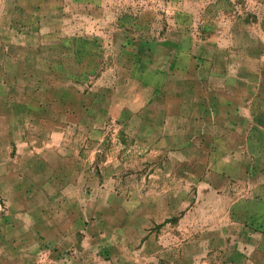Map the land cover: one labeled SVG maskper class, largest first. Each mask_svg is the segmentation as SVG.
I'll use <instances>...</instances> for the list:
<instances>
[{"label": "rangeland", "instance_id": "1", "mask_svg": "<svg viewBox=\"0 0 264 264\" xmlns=\"http://www.w3.org/2000/svg\"><path fill=\"white\" fill-rule=\"evenodd\" d=\"M219 38L235 39L229 71L201 57L202 42ZM169 83L184 90L187 115L201 85H249L251 153L231 162L199 138L173 140L171 148L149 137ZM55 133L61 206L75 240L56 258L43 248L37 264H244L246 229L264 227V0H2L6 244L14 220L5 185L11 179L38 194L43 170L27 168L24 150L37 152ZM243 164L254 175L249 187ZM71 169L76 183L67 188Z\"/></svg>", "mask_w": 264, "mask_h": 264}, {"label": "crops", "instance_id": "2", "mask_svg": "<svg viewBox=\"0 0 264 264\" xmlns=\"http://www.w3.org/2000/svg\"><path fill=\"white\" fill-rule=\"evenodd\" d=\"M230 39V41L226 39L228 44H225V38H221L220 41L214 40L213 44L203 41L205 50L201 57L216 62L221 61L229 71L235 62L234 53H236L234 52L235 39ZM242 48L243 52L248 50L247 46L243 45ZM260 86L259 82L257 93L260 91ZM218 87L201 85V95L199 99L198 97L194 99L195 113L187 115L185 110L188 101L184 96V90L169 83L162 102L163 114L155 115L153 122L148 121L151 123L147 133L149 137L163 139L171 148L173 140L199 138L204 146L208 147L210 142L220 156L228 155L231 162L234 160L233 156L237 154L251 153L250 140L253 137L254 117L250 87L248 85V88H245V83L243 87L232 84H224L223 88ZM174 101L177 104H173ZM183 146L192 147V144L183 143ZM150 147L151 145H148V148ZM154 147L151 149L153 150ZM68 149H62L67 152L63 154L68 155ZM24 152L27 168H30L32 164H36L38 169L41 168L43 181L42 185L38 186L41 187L38 194L34 189L25 190L23 183L19 187L11 179L7 181L5 185L7 194L4 197L10 204L11 219L14 221L9 222V228L6 230V241L9 242L6 244L3 238L2 240L0 238V264H37V253L43 248L56 258L60 250L68 249L75 240V233L70 227V211L66 204L61 206L60 161L63 159L60 156L59 133L52 134L51 141L39 147L37 152L32 151L31 148H26ZM72 154L74 156V152ZM70 160L74 161V158H67L68 163ZM242 169V181L249 187L254 175L249 165L243 164ZM71 171V181L65 182L62 186L67 188L75 186L73 169ZM70 192L71 190L67 189L64 194L67 195ZM259 223H262V219ZM244 238V252L247 255L244 264H264L262 224L256 231L247 228ZM255 240L258 241L254 242Z\"/></svg>", "mask_w": 264, "mask_h": 264}]
</instances>
